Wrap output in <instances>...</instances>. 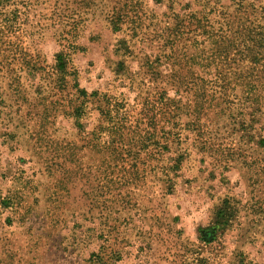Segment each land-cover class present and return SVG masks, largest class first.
<instances>
[{"label":"rangeland","instance_id":"374dc122","mask_svg":"<svg viewBox=\"0 0 264 264\" xmlns=\"http://www.w3.org/2000/svg\"><path fill=\"white\" fill-rule=\"evenodd\" d=\"M0 264H264V0H0Z\"/></svg>","mask_w":264,"mask_h":264}]
</instances>
